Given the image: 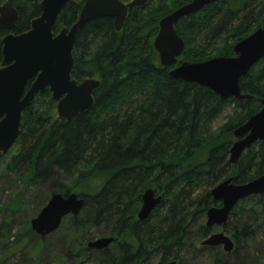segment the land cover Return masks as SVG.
<instances>
[{"label": "trees", "instance_id": "trees-1", "mask_svg": "<svg viewBox=\"0 0 264 264\" xmlns=\"http://www.w3.org/2000/svg\"><path fill=\"white\" fill-rule=\"evenodd\" d=\"M3 1L19 11L11 30L15 34L27 31L41 14L42 0ZM189 1L150 0L129 11L121 30L110 17L88 22L74 46L72 76L100 80L95 105L67 121L58 116L49 90L38 94L23 112L14 149L0 155L2 177L14 174L22 185L11 218L29 188L41 207L57 192L84 198L80 213L66 216L60 226L71 236L68 257L79 259L68 264H187V256L193 261L203 255L213 264H254L250 255L264 225V194L240 201L223 226L235 241L233 252L202 246L201 241L216 229L206 226V211L220 206L211 190L229 177L243 184L264 174L262 141L245 150L236 164L229 161L234 129L262 108L264 57L241 78L242 92L248 95L243 99L224 100L205 86L173 78L170 70L177 64L161 65L153 42L159 21ZM83 3L65 5L55 33L78 20ZM261 26L264 0H217L176 24L185 41L180 56L193 62L233 56V46ZM7 33L0 30V63ZM230 104L234 112L228 122L211 131L209 124ZM203 150L201 161L186 166ZM148 188L162 199L140 221L137 211ZM12 223L5 220L0 226V264L7 258L2 250L9 246ZM22 234L29 243L45 247L47 235L31 227ZM97 236L115 240L104 249L89 248ZM230 257L236 262H227Z\"/></svg>", "mask_w": 264, "mask_h": 264}, {"label": "water", "instance_id": "water-1", "mask_svg": "<svg viewBox=\"0 0 264 264\" xmlns=\"http://www.w3.org/2000/svg\"><path fill=\"white\" fill-rule=\"evenodd\" d=\"M80 0H42L41 14L31 21L30 28L15 34L11 30L19 20V11L10 2L0 4V30H7L2 38L3 58L0 63V155L6 154L21 133L23 112L35 97L49 90L56 102L57 114L67 121L77 114L90 111L95 105L94 91L100 85L97 78L81 81L72 76L76 40L93 20L110 17L115 29L121 30L129 11L143 7L150 0H84L78 20L71 27H63L58 33L54 25L65 5ZM217 0H190L159 21V30L154 38L161 65H175L170 75L175 79L196 83L214 91L222 99H243L241 78L264 57V26L239 40L233 56H215L208 60L193 62L179 60L185 49V41L178 34L176 24L190 14L202 10ZM262 108L246 122L236 127V140L230 148L229 161L236 164L241 154L258 141L264 142V98ZM264 194V174L253 180L237 184L229 177L211 190L220 206L206 211L207 227H223L234 207L243 199ZM153 188L142 194V203L137 218L146 220L161 202ZM84 198L78 193L64 195L54 193L39 213L31 219V229L38 235H48L59 229L63 219L80 213ZM115 240L114 236H102L88 242L87 246L104 249ZM205 247H222L226 253L235 249V241L225 229L213 232L201 241ZM167 264H176V261Z\"/></svg>", "mask_w": 264, "mask_h": 264}, {"label": "rangeland", "instance_id": "rangeland-1", "mask_svg": "<svg viewBox=\"0 0 264 264\" xmlns=\"http://www.w3.org/2000/svg\"><path fill=\"white\" fill-rule=\"evenodd\" d=\"M178 59L182 61L186 60L183 56H179ZM233 112V104L227 105L220 116L209 124L208 128L211 131L219 130L221 126L228 122ZM230 138L233 144L236 140L233 133ZM11 149L13 150L14 147ZM205 155L206 150L198 152L196 156L186 163V166L201 161ZM15 178L14 174L2 177V171L0 169V226H2L5 220L8 221V223L13 222L10 231L7 230V227H4V229L9 233V237L6 239L9 246H7V248L4 247L2 250V252H5V256L7 257L4 264H68L79 261L76 257H68L71 236H68V233L67 235L65 234V226L60 227L56 232L52 234L50 233L44 238L45 247H43V245H39L38 247L33 245L31 242L29 243L31 239L29 240V237L22 234L26 233L27 228L31 227L30 222L31 219L37 215L36 211L39 206V201L36 200V197H30V189L32 191V188H29L26 191L27 195H24L23 197V204L20 205L19 209L14 213L13 218H11V208L16 209L19 205L16 201V196L18 194L17 192L22 188L21 183L16 182ZM41 194L42 193H40V195ZM39 207L38 213L42 208L41 206ZM222 229L224 228L217 226L215 232L221 231ZM227 234L229 233L227 232ZM99 237L101 236H97L94 239ZM254 244L255 248L254 251L251 252L250 260L253 261L254 264H264V225L262 230L257 233ZM216 249L222 250V247H217ZM226 260L227 262L230 261L235 263L237 259L235 257H230ZM185 261L187 264H213L212 259L207 255L200 256L193 261H191L190 257L187 256ZM81 264L95 263L82 262ZM152 264H156V261L152 262Z\"/></svg>", "mask_w": 264, "mask_h": 264}]
</instances>
